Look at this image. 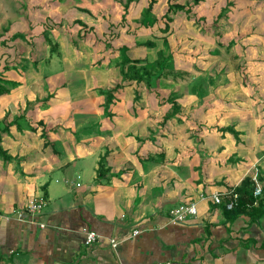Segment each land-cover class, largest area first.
Segmentation results:
<instances>
[{"label":"crops","instance_id":"crops-1","mask_svg":"<svg viewBox=\"0 0 264 264\" xmlns=\"http://www.w3.org/2000/svg\"><path fill=\"white\" fill-rule=\"evenodd\" d=\"M206 1L215 9L209 58L219 61H200L203 72L193 65L176 111L124 80L120 61H63L65 76L96 83L52 93L32 67L0 70L17 83L0 94V264H264V202L229 218L228 196L210 198L249 176L263 195L264 0ZM104 81L123 84L109 114ZM229 126L239 138L221 130ZM38 194L47 204L29 215ZM190 203L197 214L173 221L171 211ZM87 230L100 235L92 245Z\"/></svg>","mask_w":264,"mask_h":264},{"label":"rangeland","instance_id":"rangeland-1","mask_svg":"<svg viewBox=\"0 0 264 264\" xmlns=\"http://www.w3.org/2000/svg\"><path fill=\"white\" fill-rule=\"evenodd\" d=\"M149 1L133 0L123 20L126 0H0L1 74H15L12 68H16L21 75L30 74L31 71H35L34 74L44 73L49 78L46 80L49 92H65L70 85H84L85 81L77 73L65 76L68 68L63 61L112 62L134 58L153 61L157 50L163 47L161 39L155 38L156 46L152 48L137 43L162 34L157 28L164 25L162 16L168 8L169 0H156L153 3L152 16L159 20L154 26H149L150 22H147L144 12ZM176 1L186 7L192 6V11L176 13L168 36L174 68L169 72L166 70V77L158 80L157 86L150 90L157 91L164 101H169V96L176 94L175 91L191 90V84L187 83L191 77L189 73H198L193 65L203 72L208 68H203L204 64L200 61H219L209 58L215 39L214 24L209 17L215 9H211L206 0L198 5H193V0ZM77 19L84 20L88 27H82ZM13 30L22 32L25 38L20 37L13 42ZM37 61L53 62L42 66V62L37 64ZM31 67L34 70L28 71ZM91 67L89 62L84 66L85 69ZM118 67L121 71L122 66ZM184 75L188 76L184 78ZM203 80L197 79L193 89L203 87ZM95 83L94 79L87 80L85 85ZM104 84L108 85L104 88L110 89L117 83L104 81ZM139 89L144 92L145 85L141 84ZM174 102H177L176 99ZM234 130L239 135V131ZM226 131L235 136V131Z\"/></svg>","mask_w":264,"mask_h":264},{"label":"trees","instance_id":"trees-1","mask_svg":"<svg viewBox=\"0 0 264 264\" xmlns=\"http://www.w3.org/2000/svg\"><path fill=\"white\" fill-rule=\"evenodd\" d=\"M133 0H126L124 4V13H123V20H125V16L127 14V9L129 7V4ZM156 0H150L147 7H145L144 12L145 16H147L149 23V26H154L158 23V19L155 16H152V8L153 3ZM201 2V0H193V5H198ZM179 11H184L186 13H190L192 11V6L186 7L185 5L177 2L176 0H169L168 1V8L166 12L163 14V27H158L160 33L153 36V39H147L145 41H139L138 45H143L146 47H155L156 42L155 38H159L162 40L163 47L157 50V56L152 62H148V59L146 58H134V59H124L121 60L118 65L122 66L121 68V74L124 80H135L137 84L144 83L149 90H151L153 87H156L158 84V80L162 77H166V70L167 72L172 71L174 68V57L170 50L169 40L168 36L170 34V31H172L171 23L175 20L176 13ZM77 22L82 25V27H85V29L88 27L86 23H84L82 20L77 19ZM146 24V23H145ZM86 31L84 30V33ZM47 35V32L44 33ZM25 38L24 34L17 33L14 35V38ZM48 39V38H47ZM152 64L151 67L149 65ZM171 68V69H169ZM203 82V81H202ZM201 82V83H202ZM16 82L6 81L2 78H0V94L9 93L10 89L14 86H16ZM196 86V83L194 84ZM119 88H123L122 83H117L113 88L110 89H99L101 94L105 95V102L104 107L106 112H108V108L111 105L114 96L113 93ZM195 88V87H194ZM199 90H195L198 92L201 96L203 95L202 90H205L202 86L198 88ZM170 100L168 102L172 103L173 110L179 109V105L177 102H174L176 99L175 93H172L169 96ZM135 99H139L138 93L136 94ZM163 103V102H161ZM168 118V117H167ZM166 120V118H165ZM1 122V120H0ZM3 122H6V118ZM8 128H5L7 130ZM222 131L226 130H232L235 131L232 126L229 127H223L221 128ZM236 132V131H235ZM235 137L238 138V132L234 133ZM4 149L1 145V136H0V154H4ZM99 174L100 171H99ZM256 182L254 181L253 177H245L239 186L233 188V192H236L238 194V198L235 201V204L232 209L227 211V215L229 218L235 217L241 213L249 212V210H253L255 208V204H258V206L264 202V190L262 197L257 198L255 195V189H256Z\"/></svg>","mask_w":264,"mask_h":264},{"label":"built area","instance_id":"built-area-1","mask_svg":"<svg viewBox=\"0 0 264 264\" xmlns=\"http://www.w3.org/2000/svg\"><path fill=\"white\" fill-rule=\"evenodd\" d=\"M254 181L256 182L257 186L255 189V195L258 196L261 193V186L258 185V181L257 178H253ZM224 196H228L229 201L226 203V207L228 209H232L236 199L238 198V194L236 192L230 191V192H216L213 193L210 198L212 199V201H214L217 204L222 203L223 197ZM47 204V199L43 196V195H35L33 197H30L27 201L26 204V212L29 215H34L36 213H39L42 211V209L45 207V205ZM198 212V208H197V204L196 203H190V204H186L183 205L179 208H175L171 211L172 214V220L175 222H180L185 220V218L188 215H194L197 214ZM16 214H17V218L20 220L25 219L23 217V212L16 210ZM137 233V231H136ZM100 235L94 231V230H87L86 231V236H85V244L86 245H92L94 242H96L99 239ZM112 243L115 244V240L111 239ZM122 264H130V263H122ZM151 264H170L169 262L166 261H162V262H154Z\"/></svg>","mask_w":264,"mask_h":264}]
</instances>
